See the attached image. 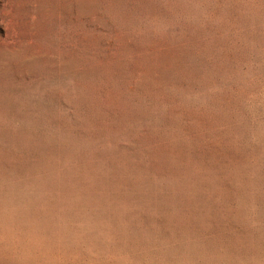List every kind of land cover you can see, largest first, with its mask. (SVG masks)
<instances>
[{
	"label": "rangeland",
	"instance_id": "1",
	"mask_svg": "<svg viewBox=\"0 0 264 264\" xmlns=\"http://www.w3.org/2000/svg\"><path fill=\"white\" fill-rule=\"evenodd\" d=\"M0 264H264V0H0Z\"/></svg>",
	"mask_w": 264,
	"mask_h": 264
}]
</instances>
